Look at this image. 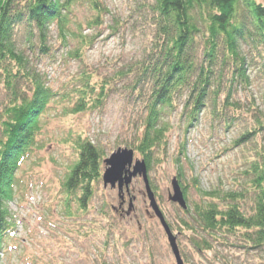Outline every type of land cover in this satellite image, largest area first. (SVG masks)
I'll return each mask as SVG.
<instances>
[{"label":"rangeland","instance_id":"rangeland-1","mask_svg":"<svg viewBox=\"0 0 264 264\" xmlns=\"http://www.w3.org/2000/svg\"><path fill=\"white\" fill-rule=\"evenodd\" d=\"M97 1L103 12L100 23L90 22L96 12L90 3L80 1L68 15L71 33L66 43L52 23L47 40L50 51L42 54L37 47L33 52L25 51L31 70L40 75L54 96L40 117L36 147L25 155L16 173L13 199L8 203L15 231L0 252V264H176L140 177L130 185L133 208L128 215V197L125 195L124 214L114 211L119 200L117 189L103 187L101 178L93 185L85 211L73 212L71 217L65 213L61 185L76 161L77 139L91 140L104 152V161L119 147L133 149L145 114L134 98L133 75L118 73L144 56L153 43L154 0ZM20 30L23 38L26 29ZM79 32L87 43H80ZM250 62V83L237 85L230 98L239 104L238 109L229 106L225 115L215 118L203 108L197 120L188 123L181 105L175 104V110L163 117L168 129L154 150L148 177L184 264H264V249L249 248L238 237L226 236L223 244L204 232L199 235L183 229V222L190 225L193 221L190 214L167 199L172 191L170 181L176 176L181 187H186L189 206L211 200L204 192L212 190H242L245 197L238 204L242 208L254 206L252 192L246 189L250 178L245 171L253 149L264 143V135L259 133L248 143L234 145L255 116L264 111L261 63L258 58ZM84 80L96 86L107 81L106 98L97 106L72 113ZM2 90L0 87V113L7 96ZM135 158L142 156L134 150ZM104 169L102 163V173ZM215 200L219 205L226 203ZM192 237L205 238L212 250L198 253Z\"/></svg>","mask_w":264,"mask_h":264},{"label":"trees","instance_id":"trees-1","mask_svg":"<svg viewBox=\"0 0 264 264\" xmlns=\"http://www.w3.org/2000/svg\"><path fill=\"white\" fill-rule=\"evenodd\" d=\"M80 1L90 3L96 12L90 22L100 23L103 12L97 0H0V87L7 93L0 113V252L15 231L8 203L17 184L16 173L25 155L36 147L40 117L54 96L40 75L31 70L25 51L33 52L36 47L42 54L50 51L47 40L52 23L66 43L71 33L68 15L73 12V4ZM151 11L155 13L153 43L144 56L118 73L133 75L134 98L145 111L139 141L131 146L144 158L148 171L154 150L168 129L163 117L175 110V104L181 105L188 123L197 120L203 108L221 118L227 107L239 108L230 98L237 85L250 83L252 58L260 60L264 75V3L154 0ZM21 28L26 29L23 38ZM78 37L80 43H87L81 32ZM108 85L105 80L98 86L84 80L72 113L99 105L106 98ZM259 133L264 135V111L255 116L234 145L248 143ZM253 150L245 173L250 178L246 189L252 192L254 206L242 208L238 204L245 197L242 190L206 191L205 196L211 200L188 205L184 210L193 221L190 225L183 222V229L199 235L204 232L223 244L227 243L226 236L238 237L249 248L264 249V143ZM76 153V161L61 185L69 217L87 209L93 185L101 178L104 156L87 138L77 139ZM182 189L186 198V187ZM215 199L226 203L219 205ZM192 245L200 254L212 250L203 237Z\"/></svg>","mask_w":264,"mask_h":264},{"label":"water","instance_id":"water-1","mask_svg":"<svg viewBox=\"0 0 264 264\" xmlns=\"http://www.w3.org/2000/svg\"><path fill=\"white\" fill-rule=\"evenodd\" d=\"M105 169L102 173L103 187L116 188L121 198L124 193L130 195V185L135 177H140L144 184V194L148 199V204L154 216L159 220L174 256L176 264H184L181 257L176 236L171 231L162 211L160 210L154 192L151 189L147 165L144 159H134V150L129 147H119L104 159ZM172 191L168 193L167 199L176 203L181 209L187 208V202L184 198L183 191L176 176L172 177ZM133 208V199L129 197L126 214H129Z\"/></svg>","mask_w":264,"mask_h":264},{"label":"flooded vegetation","instance_id":"flooded-vegetation-1","mask_svg":"<svg viewBox=\"0 0 264 264\" xmlns=\"http://www.w3.org/2000/svg\"><path fill=\"white\" fill-rule=\"evenodd\" d=\"M126 203V198L125 195H122V197L120 198V201L118 203V206L115 207L116 211L119 212V214H124V205Z\"/></svg>","mask_w":264,"mask_h":264}]
</instances>
